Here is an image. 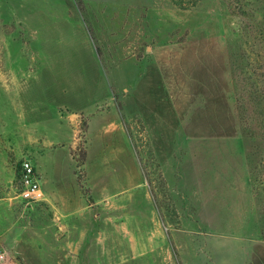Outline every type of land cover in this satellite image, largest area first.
I'll use <instances>...</instances> for the list:
<instances>
[{
    "label": "rangeland",
    "instance_id": "rangeland-1",
    "mask_svg": "<svg viewBox=\"0 0 264 264\" xmlns=\"http://www.w3.org/2000/svg\"><path fill=\"white\" fill-rule=\"evenodd\" d=\"M2 197L5 264H217L229 235L264 240V0H0Z\"/></svg>",
    "mask_w": 264,
    "mask_h": 264
},
{
    "label": "crops",
    "instance_id": "crops-1",
    "mask_svg": "<svg viewBox=\"0 0 264 264\" xmlns=\"http://www.w3.org/2000/svg\"><path fill=\"white\" fill-rule=\"evenodd\" d=\"M13 172V170H11ZM16 175L15 173L13 176ZM0 199H3L0 198ZM251 222V223H250ZM254 221L249 217L244 218L243 223L237 225L250 226ZM235 225V221L234 224ZM232 241H240L241 244L234 245V250H218L217 264H264V240L260 238H246L229 235ZM229 240V239H228ZM0 264H5L1 263Z\"/></svg>",
    "mask_w": 264,
    "mask_h": 264
},
{
    "label": "built area",
    "instance_id": "built-area-1",
    "mask_svg": "<svg viewBox=\"0 0 264 264\" xmlns=\"http://www.w3.org/2000/svg\"><path fill=\"white\" fill-rule=\"evenodd\" d=\"M20 196L27 202L45 200L36 167L31 159L25 158L20 162Z\"/></svg>",
    "mask_w": 264,
    "mask_h": 264
},
{
    "label": "trees",
    "instance_id": "trees-1",
    "mask_svg": "<svg viewBox=\"0 0 264 264\" xmlns=\"http://www.w3.org/2000/svg\"><path fill=\"white\" fill-rule=\"evenodd\" d=\"M20 163L18 164V169H17V172H16V180L20 179Z\"/></svg>",
    "mask_w": 264,
    "mask_h": 264
}]
</instances>
